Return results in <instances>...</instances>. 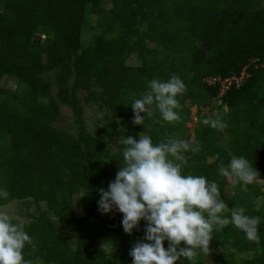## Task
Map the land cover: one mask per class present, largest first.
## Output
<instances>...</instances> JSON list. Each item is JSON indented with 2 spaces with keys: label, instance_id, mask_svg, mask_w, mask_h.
Masks as SVG:
<instances>
[{
  "label": "trees",
  "instance_id": "16d2710c",
  "mask_svg": "<svg viewBox=\"0 0 264 264\" xmlns=\"http://www.w3.org/2000/svg\"><path fill=\"white\" fill-rule=\"evenodd\" d=\"M244 70L248 76L224 90L208 81ZM172 75L185 85L179 121L161 120L153 106V115L134 125L130 105L147 81ZM6 76L14 87L2 84ZM214 99L215 118L203 113ZM89 105L110 121L108 140L90 131ZM194 106L200 118L191 138ZM204 118L224 127L202 124ZM65 121L67 127L59 124ZM140 133L153 143L193 141L199 151L184 154L182 172L215 181L229 209L260 218L257 241L231 224L213 229L209 252L197 250L195 264L210 257L215 264H264V0H0V189L8 193L0 206L15 199L37 205L34 217L13 221L31 237L25 259L114 264L101 242L115 239L119 263L131 264L128 253L143 239L145 222L126 234L122 214H101L97 201L123 166L119 139ZM234 156L259 174L246 191L218 174ZM81 203L88 204L82 213Z\"/></svg>",
  "mask_w": 264,
  "mask_h": 264
},
{
  "label": "clouds",
  "instance_id": "9594fccd",
  "mask_svg": "<svg viewBox=\"0 0 264 264\" xmlns=\"http://www.w3.org/2000/svg\"><path fill=\"white\" fill-rule=\"evenodd\" d=\"M185 91L182 80L172 75L166 81L153 78L147 81V90L131 103L132 123L143 125L146 117L153 115V106L165 122L179 121L177 97ZM144 113V116L141 115ZM202 124L223 128L219 121L204 118ZM123 166L107 189L98 190V211L108 214L113 210L122 214L121 225L126 234L138 229L145 222L144 236L129 250L131 264H176L186 258L195 264L197 250L209 252L213 229L220 231L229 224L241 231L245 238L257 241L260 218L245 214V208H228L221 199L215 181L202 175L184 174L185 153L199 151L191 140L168 137L166 141L153 143L147 133L138 139L122 136ZM218 174L231 177L233 186L243 190L257 180L259 174L244 156H234L227 166H219ZM8 193L0 189V198ZM261 207L260 200L256 208ZM229 215H224V213ZM14 214L0 209V264H32L25 259L23 249L31 245V237L22 222H13ZM167 241L165 248L164 242ZM112 249L111 243L102 247Z\"/></svg>",
  "mask_w": 264,
  "mask_h": 264
},
{
  "label": "rangeland",
  "instance_id": "374dc122",
  "mask_svg": "<svg viewBox=\"0 0 264 264\" xmlns=\"http://www.w3.org/2000/svg\"><path fill=\"white\" fill-rule=\"evenodd\" d=\"M43 39V36H42ZM15 82L16 80L13 78V76H6L4 77L2 84L5 86H15ZM220 104V102L218 100H212L211 101V105L208 108H205L203 110V113L205 114H213V118H215V115L220 113L219 112V108L218 105ZM211 108H213V110H211ZM192 114L193 117L191 119V121H189L187 123V126L189 127V133L191 135V138L194 137V128L197 124V121L199 120V116L197 115V106L192 107ZM86 116L88 119V126L91 132L97 134L98 136H100L103 139L108 140L109 139V133H108V129L110 127V121L106 118H104V116L101 114V112L98 111V109L96 107H93L91 105L87 106L86 108ZM60 125L67 127L68 126V122H60ZM231 179V177H230ZM88 204L87 203H81L79 205V212H83L85 208H87ZM37 208V205H35L32 200L27 199V200H20V199H15L10 201L9 203L5 204V205H1L0 209H6L8 210L10 213L14 214L15 219L17 220H28L32 217H34L35 215V210ZM105 242L111 243L112 245V249L110 247L104 246L106 247V249L108 250L109 256L112 259V261L114 262V264H120L119 260H118V256H119V251H120V245L118 243L117 240L112 239V240H104L101 242V244L103 245ZM217 253L220 254L219 251H217ZM250 253L248 251H244L243 253H241L240 255H245L247 256V254ZM207 263L208 264H215L217 262V260L215 258L210 257L209 259H207Z\"/></svg>",
  "mask_w": 264,
  "mask_h": 264
},
{
  "label": "built area",
  "instance_id": "2783aa9c",
  "mask_svg": "<svg viewBox=\"0 0 264 264\" xmlns=\"http://www.w3.org/2000/svg\"><path fill=\"white\" fill-rule=\"evenodd\" d=\"M246 76H248V73L246 70H244L240 77H229V78L210 77L208 81L209 83H216L220 81L222 84V89L224 90L228 88L234 81L239 85Z\"/></svg>",
  "mask_w": 264,
  "mask_h": 264
},
{
  "label": "water",
  "instance_id": "95a60500",
  "mask_svg": "<svg viewBox=\"0 0 264 264\" xmlns=\"http://www.w3.org/2000/svg\"><path fill=\"white\" fill-rule=\"evenodd\" d=\"M41 39H42V36L39 35V34H37V35H36V40H37V41H40ZM208 49H209V45H208V44H204V45H203V51H204V52H207Z\"/></svg>",
  "mask_w": 264,
  "mask_h": 264
}]
</instances>
